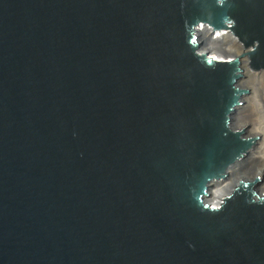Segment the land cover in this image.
<instances>
[{"label": "water", "instance_id": "1", "mask_svg": "<svg viewBox=\"0 0 264 264\" xmlns=\"http://www.w3.org/2000/svg\"><path fill=\"white\" fill-rule=\"evenodd\" d=\"M245 53H200V28ZM264 0H0V264H264V194L209 184Z\"/></svg>", "mask_w": 264, "mask_h": 264}, {"label": "bare ground", "instance_id": "2", "mask_svg": "<svg viewBox=\"0 0 264 264\" xmlns=\"http://www.w3.org/2000/svg\"><path fill=\"white\" fill-rule=\"evenodd\" d=\"M199 52H207L213 58L227 61L242 56L243 45L229 30L214 31L203 26L199 32ZM242 78L237 87L244 91L230 116V129L252 143L251 149L231 165L225 178L213 180L209 184L205 203L219 208L241 181L252 182L260 179L254 187L259 195L264 194V72L252 71L248 59L241 58Z\"/></svg>", "mask_w": 264, "mask_h": 264}, {"label": "built area", "instance_id": "3", "mask_svg": "<svg viewBox=\"0 0 264 264\" xmlns=\"http://www.w3.org/2000/svg\"><path fill=\"white\" fill-rule=\"evenodd\" d=\"M208 27V26H207Z\"/></svg>", "mask_w": 264, "mask_h": 264}]
</instances>
